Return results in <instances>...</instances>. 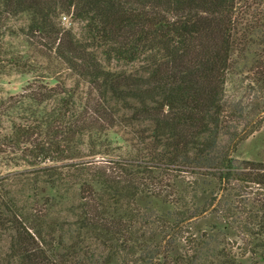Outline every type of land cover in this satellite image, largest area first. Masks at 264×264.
Instances as JSON below:
<instances>
[{"label": "trees", "instance_id": "16d2710c", "mask_svg": "<svg viewBox=\"0 0 264 264\" xmlns=\"http://www.w3.org/2000/svg\"><path fill=\"white\" fill-rule=\"evenodd\" d=\"M25 14L31 22L17 30L28 50L7 61L32 76L21 95L0 99V163L21 175L47 174L51 185H60L67 181L63 168L103 153L96 147L108 148L111 133L123 140L122 133L130 134L135 147L79 185L75 237L51 221L49 208L39 216L34 206L18 204L0 176V226L12 230L0 264L264 259V224H236L237 207L227 205L224 217L225 227H236L244 240L239 253L229 232L195 226L222 209L219 192L199 203L206 180L217 181L219 191L235 182L256 185L264 195V163L239 159L232 145L263 127L253 120L264 112L262 97L247 104L235 94L249 75V89H264V0H0L5 36L17 32L13 22ZM66 15L83 24L81 33L62 25ZM155 170L170 175L169 193L163 195ZM144 193L163 195V209H141L135 199ZM46 198L51 206V195ZM90 237L108 246L107 257L93 252ZM115 255L120 259L113 263Z\"/></svg>", "mask_w": 264, "mask_h": 264}, {"label": "rangeland", "instance_id": "374dc122", "mask_svg": "<svg viewBox=\"0 0 264 264\" xmlns=\"http://www.w3.org/2000/svg\"><path fill=\"white\" fill-rule=\"evenodd\" d=\"M60 20L62 25L66 27L72 26L76 33L79 34L82 32L83 24L80 21L74 20L71 15L62 16ZM29 22H31V18L29 15L25 14L13 22V28L15 31H17L16 33L5 36L3 32L6 29L0 30V39L4 38L3 51L5 52L0 53H3L0 62V99L21 95L24 89L23 86H25L27 81L32 76V73L16 70L7 61L10 55L26 51L27 44L25 38L23 35L18 34L19 31L17 28L21 29L28 25ZM9 25L11 26L12 22H10ZM253 41L255 42L253 49H260V41H256V39H253ZM258 53H260V51ZM249 77L250 78H245V82H243L244 86H239V88H237L235 96L238 98L241 97V99L246 101L247 104H249L251 100H255L258 97H262L258 98L259 100H264V89L260 91L256 89H249L253 86V82L248 84L250 81H252L253 76L249 75ZM262 117H264V112L253 118V120H262L263 127L260 130L251 134L246 139H233L232 145L234 146V155L239 159H247L258 162L260 161L264 163V118L261 119ZM122 134L124 136V140L118 139L115 133H111L108 136L109 140L107 139L104 143L108 145V148L106 146L100 147L97 145L96 148L101 149V152L103 153L95 156V158L89 155L85 157L78 167L66 166L63 168V174L65 173L67 181H63L60 183V185L59 183H56V185H51V183L48 181L49 177L46 176L47 174H37V177L33 176L32 173L21 175L18 173V171L12 172L16 168L12 169L8 166L4 167L2 163H0V176L6 177L4 184L9 187V190H11L12 195L18 204L26 205L29 209H32L31 207L34 206L33 210L35 212L38 211L39 216H43V211L49 208L48 216L51 217V221L56 223V225H63L65 228L71 229V231H73L72 236L75 237V223L78 215L80 214L79 206L83 202L79 192V185L84 181H94L96 178H98L100 173L106 172L105 170L108 169L111 170L114 166H117L114 161H116L115 158L118 156L121 155L122 157H126L128 154H134L135 138H132L130 134ZM230 139L231 138L229 137H225L223 144L229 143ZM102 141L105 140L102 139ZM235 146H237L236 149ZM85 149L88 150V147H85ZM128 169L135 170L132 168ZM61 170L62 169H59L58 173ZM154 174L157 175L156 178L159 176L160 186L163 189V195L165 193H169L170 175H167L166 172H162L160 170H155ZM60 175H62V173ZM95 189L98 191L100 187L97 186ZM219 190V184L213 179L206 180L201 185H199L198 192H200L201 195L199 203H204V201L208 200L212 193L215 194L219 192L220 194L218 196L219 200L221 201L220 207L222 209L214 213H207L195 223V226L196 228L204 231V233L208 234L217 233L220 231V235H222L226 232H229L227 235L228 239L236 240L237 242L234 244V252L239 253L240 249L237 248V246L242 245L244 240L238 235L240 231H238L236 227L231 230H228L225 227L226 218L224 217V214H226L225 211L227 205L234 208L237 207V213L235 215L237 219L236 224L240 220L246 219L248 221H252V224L255 222L264 224V195H262V191H259L256 185L249 186L241 182H235V186L229 190ZM97 193L99 194V192ZM48 194H50L52 197L51 206L46 204V196ZM163 195L159 198H154L153 196L144 193L141 194V196L139 195V197H136L135 200L137 201V204L140 206V208L146 212L153 210L157 211L159 209H163V203L161 202V200H163ZM107 198L108 197L105 199L107 200ZM166 200L168 201L169 198L167 197ZM121 204L123 205L122 207L125 206L124 202ZM167 208L170 209V204L165 206V209ZM122 213L123 211L120 209L119 214L122 215ZM250 215L255 216V218H248ZM214 225H216V227ZM255 227L257 228L258 225L254 226V228ZM11 231L12 230L4 229L2 226H0V253H2L4 256L7 255L9 251ZM89 239L90 244L92 245L91 248L97 256H100L101 259L108 256L110 251L108 246L103 244L101 245L99 240L93 237H90ZM68 242H71V240L68 239ZM247 257H251V254H249V256L247 255L245 257H241V260L246 262ZM119 259L120 257L115 255L113 257V263L118 262ZM247 263L256 264L254 261L253 263L247 261ZM257 264H264V259H260Z\"/></svg>", "mask_w": 264, "mask_h": 264}]
</instances>
